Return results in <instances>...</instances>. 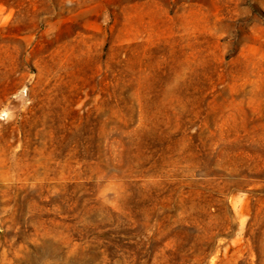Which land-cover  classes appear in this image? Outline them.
I'll list each match as a JSON object with an SVG mask.
<instances>
[{
  "label": "rangeland",
  "instance_id": "rangeland-1",
  "mask_svg": "<svg viewBox=\"0 0 264 264\" xmlns=\"http://www.w3.org/2000/svg\"><path fill=\"white\" fill-rule=\"evenodd\" d=\"M0 264H264V0H0Z\"/></svg>",
  "mask_w": 264,
  "mask_h": 264
}]
</instances>
